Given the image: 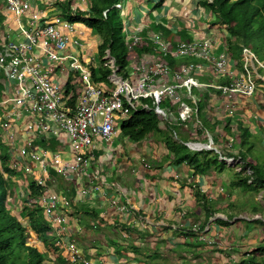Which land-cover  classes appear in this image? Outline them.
<instances>
[{"label": "built area", "instance_id": "obj_1", "mask_svg": "<svg viewBox=\"0 0 264 264\" xmlns=\"http://www.w3.org/2000/svg\"><path fill=\"white\" fill-rule=\"evenodd\" d=\"M3 1L0 5L3 15L0 20V90L3 91L0 131L10 146L12 167L22 169L26 184L34 180L42 187L40 196L28 205L41 206L53 233L59 236L66 230V210L71 200L50 187V168L80 181L90 175L92 185L81 190L85 196L98 189L99 181H103L93 168L97 158L96 140L113 139L119 116L127 117L132 110H154L159 120L183 123L188 129L198 131L202 122L198 119L200 101L194 95L195 88H217L227 101L234 103L237 95L254 96L258 81L264 80V71L259 73L260 69L264 70V60L252 46L244 47L242 66L237 68L232 67L228 46L225 44L218 53L214 40L173 41L154 32L150 38L153 50L140 53L138 48L147 46L150 40L136 27L126 29L129 52L126 76L119 73L114 57L106 49L102 59L103 66L111 70L108 82H97L89 61L70 50V42L78 49H82L83 42L75 37L76 25L67 15L59 13L50 19L33 0ZM115 6L121 8L120 3ZM106 13L107 10L105 16ZM169 58L200 61L175 64ZM69 72L77 75L78 85H74L75 81L69 82L75 88H70L68 81L63 82ZM206 74L212 81L200 79ZM221 77L227 80L220 82ZM166 100L169 104L163 106ZM20 125L44 136L64 134L74 148V158L67 160L59 151L38 147L32 137L19 144L16 151V126ZM195 144L203 146L196 148ZM187 145L199 150L213 148L193 141ZM55 241L58 248L63 245L60 238ZM65 248L69 263L90 262L75 240L69 241Z\"/></svg>", "mask_w": 264, "mask_h": 264}, {"label": "crops", "instance_id": "obj_2", "mask_svg": "<svg viewBox=\"0 0 264 264\" xmlns=\"http://www.w3.org/2000/svg\"><path fill=\"white\" fill-rule=\"evenodd\" d=\"M33 1L39 4L50 19L59 13L69 16L86 12L87 16L92 6L91 0ZM117 3L121 4L118 9L124 23L125 40L126 29L136 27L150 40L147 46L138 48L140 53L153 50L150 39L153 31L160 32L166 39L173 41L214 40L217 42L218 53L226 44L229 34L226 25L216 20L205 0H117ZM73 22L77 28L75 37L93 34L100 39V44L95 47V55L93 52L88 54L87 43L84 42L82 49L70 42V50L79 53L86 62L89 61L91 67H99L100 60H96V57L100 56L102 38L84 21ZM170 59L175 64L200 61L197 58ZM231 59L233 68L241 67L240 59ZM76 77V74L69 72L68 79H63V82L68 81L69 87L75 88L78 85ZM200 79L212 81L209 74L201 76ZM220 79L227 80L226 77ZM70 81H75L74 87L70 85ZM213 88L193 90L194 95L201 96V110L208 115L209 112L204 107L208 102L206 97H210V101L216 99L213 108L221 107L226 101L223 94ZM125 118H117V133L110 142L96 140L97 158L93 168L103 179L99 181L98 189L84 196L81 193L82 188L92 185L90 175L83 176L80 181L73 176L58 174L53 167L50 168V187L71 200L70 208L66 210V230L60 236L54 234V241L61 239L63 245L58 249L66 264H69V259L65 245L71 240H75L85 258L95 264H150L155 259L166 262L173 255H178L176 249L179 247L174 241L180 230H191L194 226L191 225L193 220L196 218L197 221L200 212L204 213L194 194L195 185H200L208 194L211 203L213 202L210 194L213 188L211 175H198L187 164L172 163L171 154L157 131L139 142L130 140L121 131V122ZM160 123L164 128V121L160 120ZM16 127V151L19 144L32 137L36 146L59 151L67 160L74 158V148L64 134L44 136L35 131H27L24 125ZM54 142L55 146L52 145ZM22 196L23 192L15 185L10 206L12 207L14 197L22 202ZM208 228L207 226L206 229ZM222 232L224 230L216 227L215 233ZM188 239V242L181 241L188 245L187 249L194 245L191 238Z\"/></svg>", "mask_w": 264, "mask_h": 264}, {"label": "trees", "instance_id": "obj_3", "mask_svg": "<svg viewBox=\"0 0 264 264\" xmlns=\"http://www.w3.org/2000/svg\"><path fill=\"white\" fill-rule=\"evenodd\" d=\"M116 3L117 0H91L92 6L87 12V16H85L86 12H77L68 17L71 21H84L98 32L102 38V43L99 46L100 58L102 59L105 50L109 49L119 67V73L126 76L129 52L126 42H122L118 34V23L123 21L120 10L115 6ZM205 4L214 12L216 20L226 25L229 33L226 37V45L231 57L239 60L244 47L252 46L259 58L264 60V0H212L211 2L205 0ZM105 10H107L106 16L104 15ZM1 19H3V15L0 13ZM101 61L99 67L92 66L93 78L97 82H108V75L111 70L103 66V59ZM170 62L173 63L174 61L170 59ZM263 71L260 69V73ZM213 89L221 92L217 88ZM2 95L3 91L0 90V97ZM75 97L76 95L73 96V100ZM261 107L264 111V103ZM200 112L201 110H199V117ZM231 121L232 117H228L226 125H229ZM183 126L186 127L183 123L173 124L167 121L164 122V128H162L154 110L139 109L132 110L129 116L123 119L121 131L135 142H139L150 133L157 131L171 154L172 163L176 165L187 164L194 170L195 174H209L212 177L213 174L215 176L226 175L227 168H229L230 171H233L229 174L235 177L231 182H228L232 188L258 191L264 187V162L251 160L253 156L250 150L256 146L252 140L254 133L252 128L245 125L242 119H238L237 123L240 133V139L238 138L240 140L238 156L241 161L240 171H235L226 160V158L236 159L235 154L225 155L214 147L193 152L192 148L187 145V139L183 137L176 139L175 135H178V129H183ZM234 139L233 137L232 140ZM213 141L215 140L213 139ZM52 145L55 146V142ZM10 161V146L0 131V264H65L63 256L55 245L53 229L47 221L42 207L28 205L31 200L40 196L42 187L34 180H30L26 184L28 194L25 202L27 204L23 211L27 221H22L10 206V199L14 195V186L18 185L14 177L15 168L12 167ZM194 194L198 206L205 214V219L199 226V230L204 231L211 219L216 217L218 211L212 206L211 199L200 185H195ZM215 220L220 224H230L233 217L228 216L226 219L216 217ZM256 221L260 222L259 219ZM30 230L37 235V241H41L45 249L39 243H29L28 232ZM254 253L255 255L260 254V259L252 253L253 255L246 254L233 263L264 264L263 242L255 248ZM73 264L95 263L79 261ZM150 264L156 263L150 261Z\"/></svg>", "mask_w": 264, "mask_h": 264}, {"label": "rangeland", "instance_id": "obj_4", "mask_svg": "<svg viewBox=\"0 0 264 264\" xmlns=\"http://www.w3.org/2000/svg\"><path fill=\"white\" fill-rule=\"evenodd\" d=\"M3 3L4 1L0 0V5ZM117 28L121 41L126 42L124 23L120 21ZM80 40L87 43L86 47L88 48V54L90 55L91 52H93L95 55V47L100 44V39L95 35L88 33V35L81 36ZM96 60H100V56H97ZM219 81L224 82L225 80L219 79ZM258 83V90L254 96L244 97L243 95H237L234 103L229 102L226 99L225 104L221 107L216 106V108H213L216 99L210 101V97H206L205 100L208 102L205 103L204 107L208 110L209 115L206 111L200 109L201 118L198 117L202 122V128H198V131H194L187 127H183V129H178L179 132L178 135H175V138L180 139L183 137L187 139L188 142L193 141L201 142L205 145L210 144L212 147L218 149L220 153L225 155L229 153L235 154L237 158L234 160L228 159L227 162L230 163V166L233 167L235 171H240L241 161L238 157L240 146V140H238V138L240 139V133L238 131L237 123L238 119H242L244 124L251 127L254 133V138L252 140L256 146L250 150V153L253 156L251 160L255 159L263 163L264 111H260V107L263 106L264 103V80L262 81V79H260ZM198 98L201 102V96H198ZM165 102L166 104L163 103V106L169 104L168 100ZM228 117H232V121L229 125H226V119ZM233 137L235 138L234 140H232ZM213 139L215 141H213ZM200 146L202 147V145ZM192 150L195 152V148H192ZM232 172L233 171H230L229 168H227L226 175L221 174L215 176L213 174L212 179H210L212 180L213 185V188L210 191L213 201L212 206L218 211L216 217L224 219L228 216L233 217L231 223L220 224L216 222V217H213L211 222L207 225L209 228L206 229V231H201L199 230V225L200 222L204 220L205 214L200 212V217L197 220L198 222L195 221V218L191 224L194 225L193 228L191 230H180V233H178V236L175 238L174 242L177 243V246L180 248L176 249L178 255H173V257L168 258L166 262L155 259L153 261H156V264H235L233 262H237L246 254L255 255V248H257L262 242L264 243V187L258 189V191H245L241 188L234 189L228 183L235 179L233 175L229 174ZM14 177L16 180H20V183H17V186L23 192L22 198L24 200H21L22 202H20L19 198L14 197V202H12L11 205L12 208L14 207V212L20 217V219L22 221H27V217L23 210L27 204L25 199H27L26 197L28 193L22 169H15ZM256 219H259L260 222H257ZM216 227L224 230V232L215 233ZM185 232L186 234H184ZM189 233H193V235ZM188 238H191L190 240H192V244H194L191 245L189 249H187L188 245L181 243V241L188 242ZM28 241L29 243H39L43 246V243L37 241V235L31 230L28 232ZM178 243L181 245H178ZM255 256L259 259L261 257L260 254H256Z\"/></svg>", "mask_w": 264, "mask_h": 264}, {"label": "bare ground", "instance_id": "obj_5", "mask_svg": "<svg viewBox=\"0 0 264 264\" xmlns=\"http://www.w3.org/2000/svg\"><path fill=\"white\" fill-rule=\"evenodd\" d=\"M201 144H195V145H193L194 147H196V148H200L201 146H200ZM203 146V145H202Z\"/></svg>", "mask_w": 264, "mask_h": 264}, {"label": "water", "instance_id": "obj_6", "mask_svg": "<svg viewBox=\"0 0 264 264\" xmlns=\"http://www.w3.org/2000/svg\"><path fill=\"white\" fill-rule=\"evenodd\" d=\"M222 159L224 158V157H221ZM234 160V159H233Z\"/></svg>", "mask_w": 264, "mask_h": 264}]
</instances>
